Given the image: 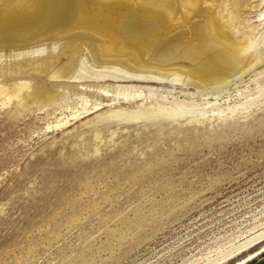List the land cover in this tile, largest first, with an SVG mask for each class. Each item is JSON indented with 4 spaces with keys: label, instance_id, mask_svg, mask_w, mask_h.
<instances>
[{
    "label": "rangeland",
    "instance_id": "374dc122",
    "mask_svg": "<svg viewBox=\"0 0 264 264\" xmlns=\"http://www.w3.org/2000/svg\"><path fill=\"white\" fill-rule=\"evenodd\" d=\"M219 4L250 68L219 86L127 38L105 51L49 30L37 52L0 48V264L263 260L264 0ZM128 53L142 65H121Z\"/></svg>",
    "mask_w": 264,
    "mask_h": 264
},
{
    "label": "bare ground",
    "instance_id": "6f19581e",
    "mask_svg": "<svg viewBox=\"0 0 264 264\" xmlns=\"http://www.w3.org/2000/svg\"><path fill=\"white\" fill-rule=\"evenodd\" d=\"M219 3L220 0H7L0 5V48L18 47L25 49L23 51L27 49L26 53H33L36 49L25 46L33 45L32 41L47 34L49 30L76 33L94 42L95 38L102 40L105 37L109 43L105 44L109 45L104 47L105 51L125 52L123 38H127L141 48L152 47L153 54L151 52L148 62H185L188 69L184 66L180 69H187L185 75L195 80L198 86H219L240 76V70L241 74L250 70L241 58L240 52L244 51L242 45L225 32L218 15L211 10L220 6ZM194 19L196 22H192ZM180 27L188 31L165 39ZM127 57L121 65L141 66L143 63L136 53H128ZM116 63L114 66L106 63L109 67L102 63L104 66L100 69L118 71L125 78L140 80L150 77L137 70L117 68ZM169 71H165L167 75ZM18 86L12 88L11 93L8 91L10 98L23 97L20 92L24 87Z\"/></svg>",
    "mask_w": 264,
    "mask_h": 264
},
{
    "label": "water",
    "instance_id": "95a60500",
    "mask_svg": "<svg viewBox=\"0 0 264 264\" xmlns=\"http://www.w3.org/2000/svg\"><path fill=\"white\" fill-rule=\"evenodd\" d=\"M255 264H264V258H263V260H261V261L255 263Z\"/></svg>",
    "mask_w": 264,
    "mask_h": 264
}]
</instances>
